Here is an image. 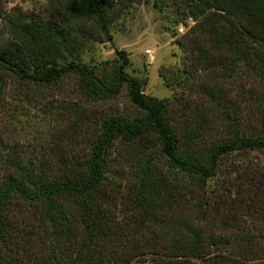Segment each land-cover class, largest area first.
<instances>
[{"label": "trees", "instance_id": "trees-1", "mask_svg": "<svg viewBox=\"0 0 264 264\" xmlns=\"http://www.w3.org/2000/svg\"><path fill=\"white\" fill-rule=\"evenodd\" d=\"M141 1L146 0L118 4ZM168 1L175 0L152 4L162 10ZM177 2L181 17L194 22L179 41L185 60L191 58L185 80L203 71L204 80L190 87L226 120L225 139L210 144L204 155L198 152L201 108L190 112L188 103L182 105L176 123L168 114L171 103L144 95L141 81L125 72L124 51H115L118 63L110 68L77 60L82 39L93 36L85 22L110 40L108 14L115 0H65L63 22L6 19L10 38H0V98L11 83L50 87L71 75L86 103L113 101L123 89L131 111L100 117L82 158L69 149L53 161H22L0 150V264H247L255 258L264 264V241L238 230L234 219L226 225L236 230L222 229L227 236L208 231L216 226L203 200L208 197L212 208L218 202L205 190L220 158L264 154V134L240 133L225 100L236 78H249L264 90V0ZM116 145L138 162L131 189L120 186L113 169ZM244 191L239 188L234 198L248 204L241 200ZM190 205L194 223L187 220Z\"/></svg>", "mask_w": 264, "mask_h": 264}, {"label": "rangeland", "instance_id": "rangeland-1", "mask_svg": "<svg viewBox=\"0 0 264 264\" xmlns=\"http://www.w3.org/2000/svg\"><path fill=\"white\" fill-rule=\"evenodd\" d=\"M64 1L0 0L1 40L4 42L10 38L5 23L8 17L19 20L31 18L41 23L63 22L61 7ZM115 2L108 14L110 40L107 41L94 28L92 21L85 22V28L93 29V36L82 39L77 60L87 66L104 64L110 68L118 63L115 51H124L128 58L125 72L141 81L144 95L170 102L168 114L176 123L179 122L177 115L182 105L188 103L190 112L201 108L203 115L197 120L204 126V136L203 146L198 148V152L204 155L210 144L225 137L226 120H222V112H215L190 87L189 82L197 84L199 79L204 80L203 71L197 72L199 76L185 80L190 57L185 60L179 41L193 25L192 18L181 17L183 6L178 5L177 0L168 1L170 5L162 10L156 8L152 0L129 2L125 8L118 4V0ZM177 18L181 20L174 24ZM71 26L74 27L75 23ZM196 65L198 69L201 67ZM230 86V93L225 97L230 103L226 108L229 119L237 121L239 132L246 137L264 134L263 87L249 78L231 80ZM130 111L123 89L113 101L86 103L71 75L50 87L11 83L0 98V150L9 155L16 153L22 161L28 158L53 161L55 156H65L69 151L82 158L88 152L89 143L96 133L94 123L100 117ZM195 121L191 126L197 124ZM132 154L117 145L110 154L113 169L120 177V186L126 189H131L135 169H138V162ZM207 187L206 194L211 191L210 195L218 198L213 208L208 197L203 199L208 210L207 219L213 218L216 226L215 230L208 229V226V231L227 236L229 231L222 229L227 226L231 230L232 226L226 223L234 219L238 230L264 241V154L250 151L223 156L218 161L216 176L207 182ZM239 188L245 190L240 196L241 200L249 199L248 204L238 203L234 198ZM213 210H216L215 215ZM186 211L187 220L194 223L196 218L192 205ZM258 261L255 258V261L246 263L257 264Z\"/></svg>", "mask_w": 264, "mask_h": 264}, {"label": "built area", "instance_id": "built-area-1", "mask_svg": "<svg viewBox=\"0 0 264 264\" xmlns=\"http://www.w3.org/2000/svg\"><path fill=\"white\" fill-rule=\"evenodd\" d=\"M147 53H149V51H147Z\"/></svg>", "mask_w": 264, "mask_h": 264}]
</instances>
